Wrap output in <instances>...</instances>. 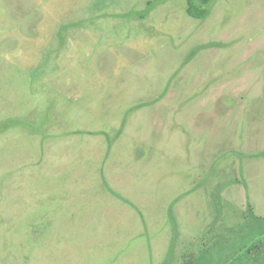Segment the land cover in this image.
Wrapping results in <instances>:
<instances>
[{
	"label": "rangeland",
	"instance_id": "rangeland-1",
	"mask_svg": "<svg viewBox=\"0 0 264 264\" xmlns=\"http://www.w3.org/2000/svg\"><path fill=\"white\" fill-rule=\"evenodd\" d=\"M194 1L0 0V264H264V0Z\"/></svg>",
	"mask_w": 264,
	"mask_h": 264
},
{
	"label": "trees",
	"instance_id": "trees-1",
	"mask_svg": "<svg viewBox=\"0 0 264 264\" xmlns=\"http://www.w3.org/2000/svg\"><path fill=\"white\" fill-rule=\"evenodd\" d=\"M211 2V0H201V3L206 6L207 4H209ZM187 12L189 15L195 17V18H204L207 13H208V9L206 7H200L196 4V2L194 0H188V9ZM263 236L264 235V231L255 234L253 238L259 237V236ZM230 261V260H229ZM228 261V263H229Z\"/></svg>",
	"mask_w": 264,
	"mask_h": 264
}]
</instances>
